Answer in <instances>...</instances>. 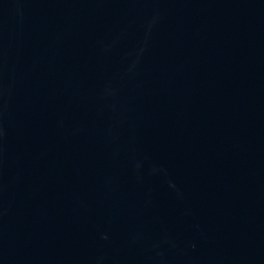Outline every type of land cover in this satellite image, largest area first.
Returning <instances> with one entry per match:
<instances>
[{"label":"water","instance_id":"water-1","mask_svg":"<svg viewBox=\"0 0 264 264\" xmlns=\"http://www.w3.org/2000/svg\"><path fill=\"white\" fill-rule=\"evenodd\" d=\"M264 161V0H0V264H143Z\"/></svg>","mask_w":264,"mask_h":264}]
</instances>
